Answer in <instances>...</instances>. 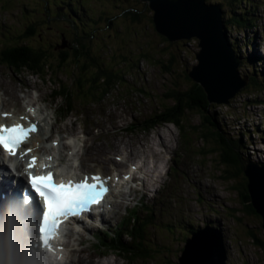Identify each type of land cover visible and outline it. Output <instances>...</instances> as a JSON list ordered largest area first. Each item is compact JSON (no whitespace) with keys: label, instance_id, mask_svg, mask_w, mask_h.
Listing matches in <instances>:
<instances>
[{"label":"rangeland","instance_id":"rangeland-1","mask_svg":"<svg viewBox=\"0 0 264 264\" xmlns=\"http://www.w3.org/2000/svg\"><path fill=\"white\" fill-rule=\"evenodd\" d=\"M68 1L0 0V98L3 100L1 109H9L12 103L15 106L11 108H17L20 112L23 110L24 104L30 102H34L36 107L35 101L26 100L28 93L34 98L32 100L35 98L45 100L40 106L43 107L44 114L48 115V125L46 124L44 127L51 129L50 135L47 130L42 132L45 133V137L48 136L47 144H51V139H58L59 144L67 141L69 137L77 139V148L80 156H82V163L78 166H81L83 172H93L98 169L104 173L112 172L109 163L99 165L96 160L84 159V147L90 145L96 137L99 139L91 144L87 155L93 157L96 153L101 155L107 151H126L131 158L124 166L118 168L123 172H127L130 168L129 164L136 163L140 155L148 157L149 152L155 154L157 159L160 156L166 161L171 158L168 165L174 164V170L168 171V175L165 176L158 190L147 188L144 191L142 185H138L131 188L130 191L133 192V195L127 199H123L121 196L112 197L118 205L111 208L105 215L107 219L100 228L114 237L116 235L115 230H118L121 220H124L129 210L135 203H138L139 215L141 218H147L150 221L144 230L142 225L143 238L129 245V250L133 254L144 253L145 256L129 261L116 255L115 252H107L105 257L115 259L116 264H176L181 251L179 249L184 245L185 239L190 236L189 232L196 230L203 222H212L218 224L224 232L227 251L226 264H245L244 261L247 264H259L262 261L261 250L257 249L246 231H243L245 224L252 227L254 221L251 220L253 217L244 211L240 196L232 190L233 180L225 181L221 178L217 162L209 151L210 141H206L205 146H203L202 140L199 138L201 128H198L203 118L197 115L196 110L183 114L184 127L182 130L176 126L174 128L172 125H167L151 131V134L148 135V132L142 131L144 126L131 131L116 129L122 128V124L126 127L130 120L140 124L144 116L154 111L157 114L158 110L166 105L165 93L173 84L182 86V88L189 85V81L184 75L185 72L180 65L174 67L175 70L171 74L164 73L161 64L162 61H166L167 56L160 55V53H162V47L166 49L167 47L166 43L163 42V36L153 29L151 10L146 7L143 22L132 24L129 18H124L119 13L131 5L143 8L145 3L140 0H71L73 7L76 4L83 5L78 12V14L81 13L80 19H76L72 17L74 14L71 13ZM239 1H243L242 6H240L243 12L250 11L253 13L255 27H247L244 31H241L237 26L228 27L227 34L231 40V45H235L234 48L238 49L237 54L241 55L239 68L241 75H253L255 72H262L263 77L260 75L259 77L264 80V0ZM205 2L221 4L225 22V11L230 10L225 0H205ZM44 4L47 5L46 11L43 10ZM63 5L66 6V9ZM47 16L50 19L46 21ZM109 18L113 20L110 19V25L105 27V21L107 23ZM72 20H74L73 25ZM29 21H35L36 25V31L29 36V41L44 49L48 54L47 61L51 62L52 69L47 70L49 75L44 78L41 75H31L25 70L23 72L12 71L9 65L1 59L4 56L5 48L9 45L8 42L14 43V41L7 42L4 33L11 34L10 31L13 30L22 31L29 25ZM75 28L78 29V33L96 31L97 37L93 39L92 44L94 51L99 52L104 60L107 59L106 54L103 49L99 48L106 44L115 50L116 57L111 59L113 64H117L122 57L130 59L128 64L121 65L124 67L123 73L121 72L124 81L120 82L121 85L115 91L108 93L106 99L98 107L84 106L88 99H97L99 96L100 92H98L97 86L76 91L77 87L86 86L82 79L79 80V78L85 77H79L78 73L79 66L84 60L83 57H79V60H69V58V61L63 62L61 68H57V62L60 58L58 50L65 47H56V43L61 42L60 34L63 33L64 38L66 37L69 42H72V33L75 32ZM82 35L80 34V37ZM18 36L13 38L18 39ZM102 37H106V39L103 40ZM145 43L149 49L146 52L148 58H141L137 62L134 56L145 51H134L132 54L128 52V49L135 50L139 45L145 48ZM32 44L30 45L34 47ZM85 44L88 46L86 40ZM182 46L181 43L176 49L170 47L168 52L176 54ZM186 47L188 49L180 54L179 59L186 69H189L192 65L197 64L195 52L200 48L196 41H190ZM155 52L158 54L159 62L156 60V56H154V60L151 58ZM254 52L260 54L259 58H263L260 59L263 62L253 65L252 61L254 60L250 58ZM43 61H45V57L42 59ZM136 62L137 66L135 65ZM112 63L111 65H113ZM91 72L92 69L88 68L85 75H89ZM57 81L65 84V86H70L71 90L76 92L74 97L79 94L81 102L75 100L72 103L75 108L66 120L60 121L57 118L56 123L49 126L52 120L49 117L54 112L51 108L49 95L52 90L54 93L58 91ZM28 84L31 88L37 89L39 93L34 92L33 94L32 89H28L27 91L22 90L21 96L18 89ZM134 90L142 92V94ZM262 90L264 91V88ZM250 91L251 89H241L227 104L218 105L216 110L231 125L233 133L239 134L242 131V134L249 135L244 137V140L247 142L248 153H251V162L260 163L264 160V93L253 97ZM56 96L58 98L56 107L65 105L61 96L59 94ZM78 111H82L84 115ZM95 119L97 129L93 130L88 126L93 124ZM192 126H197L198 131ZM159 129H162L161 135L157 136L156 132ZM162 138L165 145L162 144ZM153 139H157L156 142L158 143L160 142V150L154 147ZM32 143L37 145V141H32ZM99 145L103 148L95 152L93 148ZM176 146L179 149L187 148L186 159L179 160L177 158ZM141 159L144 160V158ZM122 160L121 156V159L116 160V162ZM186 168L188 173H186ZM112 198L109 199V202ZM143 200L149 206L150 211L144 212V207L140 206V202ZM0 213L2 215L0 264H17L16 255L20 258L22 257L20 254L23 253L22 243L18 241V234L24 229V226L10 213L3 211ZM4 227H8L13 234L7 235L6 238L5 236L2 237L1 233ZM101 230L90 228L84 231L82 235L70 232V235L64 237L68 244L66 252H70V257L75 261V264L95 263L94 240L91 239L90 234L93 232L96 235H102L100 234ZM81 248L86 255L76 254L75 251ZM7 249H11L12 252H8L9 257L5 259V250ZM75 256L84 259L83 263L78 262ZM107 261L109 262V260Z\"/></svg>","mask_w":264,"mask_h":264},{"label":"trees","instance_id":"trees-1","mask_svg":"<svg viewBox=\"0 0 264 264\" xmlns=\"http://www.w3.org/2000/svg\"><path fill=\"white\" fill-rule=\"evenodd\" d=\"M68 3L70 5L71 13L74 14V16L72 17L76 19L77 18L80 19L81 13L78 14V12L83 7V5L76 4V6L73 7L72 6L73 3L71 0H69ZM225 3H227V6L230 7V10L228 12L225 11L226 34L229 31L228 27L237 26L240 28L241 31H244L247 27H255V25L253 24L254 23V18L252 17L253 13L250 11L243 12L240 8V6H242L243 1L225 0ZM219 5L222 8V5L221 4ZM146 7H148L146 4H144L143 8L138 7L136 5H131L127 8H124L119 13V15L124 18H129L132 24H138L143 22L144 11ZM46 8L47 5L44 4L43 10L46 11ZM250 10L252 11L253 9L251 8ZM150 12L152 15L153 11ZM49 19H50L49 16H47L46 21ZM110 19L112 18L107 19V23L105 21L104 24L105 27L110 25V21H111ZM73 23L74 20H72V25ZM28 24L29 25L25 27V29H23L22 31L13 30L10 31L11 34L4 33V35L7 37L6 41L7 42L14 41V43L8 42L9 45L7 46V48H5L6 50L3 52L4 56L1 57V59L9 65V68H11L12 71L16 70L21 72L23 70H26L30 74H34V73L38 75L42 74V77L44 78L45 74L48 72L47 70L52 69V67L50 66L51 62L47 61L48 54L44 49H41L38 46L33 45L29 41V36L33 35L34 32L36 31V25H35V21H29ZM38 24L40 25V23ZM77 30L78 29L75 28V32L72 33V42H69L66 37L64 38L63 33L60 34L61 42L58 44L56 43V47L60 46L63 40L65 42V47L58 50L60 58L57 62L58 64L57 68H61L62 64H64L63 63L64 61L67 62L69 60H79V57L84 58V60H82L79 66L80 70L78 73H79V77H85V78H79V80L82 79L83 84H85L86 86L77 87L76 88L77 92H79L84 88L86 89V87L95 88L94 86H97L98 92H100V94L102 95L108 92L110 89L114 88L115 86L121 85L120 82L122 80L124 81L123 75L121 74L124 67L121 65L128 64L130 59L122 57L117 64H113L112 63L113 61L111 59L113 58L115 59L116 57L115 50L113 48L108 47L106 44L104 45V47L99 48V49H103L104 53L106 54L107 59L104 60V57L101 58L99 52L94 51V47L92 44L93 39H96L97 37L96 31L95 30H92L91 32L81 31L80 33H78ZM93 31L95 32L93 33ZM80 34H83L82 37H80ZM16 35H19L18 39L13 38L16 37ZM102 39L105 40L106 37H102ZM85 40L87 41L88 46H86ZM228 40L231 43L229 37ZM190 41L197 42L198 40L193 38L184 42L182 40L169 41L163 37V42L166 43V47H167V49L165 47H162L161 48L162 53H160V55L167 56L166 61L165 62L162 61L161 64L162 68L164 69V73L171 74L175 70L174 67L180 65V67H182L183 72H185L184 75L186 79L189 81V85H187L185 88H182V86L173 84V86L169 88L168 91L165 93L167 100L166 105L160 110H158L157 114H154L151 116V118H146L145 120L142 121L144 124V128L142 130L146 131L153 127H156L159 124H164V123H172L179 130H182L184 127L183 125L184 120L182 119L183 114L191 110H196L198 112L197 115L198 116L200 115V117L203 118V120H201L200 122V125L198 126V128H201L199 138L202 140L203 146H205L206 141L208 140L210 141L209 151L216 160L215 162H217V166L219 167V171L221 173L220 175L221 178H223L225 181L233 180L232 190L240 196L241 204L244 211L249 215L254 214L258 218V220H256L257 221L256 224L258 225L255 226L257 227V230L254 227H249L247 226V224H245V229H246L245 231L248 234V236L251 238L252 243L257 247V249L261 250L262 260L264 264V228L262 223V217L260 214H258L255 211V209L253 208L250 202V197L247 193V188H246L247 177L243 172L246 162L252 161V158L250 157L251 153H248L247 142L244 140V137L249 135L242 134V131H240L239 134L233 133L231 131V125H229V123L226 122V120L222 118L221 115H219L218 111L216 110L218 104L210 102L203 88L190 78L188 74L190 68L186 69L185 65L179 59L180 54L182 52H186V50L188 49V47H186V44L189 43ZM181 43L183 46L178 49L179 50L177 52L178 54L177 53L174 54L173 52L172 53L168 52V49L170 47L176 49ZM30 44H32L36 48L32 47ZM232 46L233 48L235 47V45ZM66 49H68L69 52L68 51L66 52ZM140 50H143L145 52L142 51L139 52ZM148 50H149L148 46L145 43V48L139 45V47L135 50L129 48L128 52L133 54L134 51H138L139 53H137L136 56H134V59H137L138 62L139 59L141 58H148L146 54ZM235 51L238 52V49L237 50L235 49ZM157 55H158L157 52H155L153 55H151V58L154 60V56H156V60L159 62ZM239 56L241 57V55ZM44 57H45V61L42 62V59ZM250 59L254 60L252 61L254 63L253 65L263 62L261 60H258V58L251 57ZM137 62L135 63L136 66H137ZM111 63L113 65H111ZM88 68H91L92 72L89 75H85L86 69ZM259 75L263 77L262 72H255L253 75H246L248 77V83L243 88L251 89L250 92L253 94V97L259 96L261 93H264V91L262 90V88H264V82H263L264 80H262L259 77ZM139 89H144V88H139ZM57 93L60 94L63 102L66 105L71 104L75 100H80L81 98L79 94L75 95L74 97V94L76 92L72 91L70 86L67 85L65 86V84L62 83L59 84V90ZM140 93L142 94V92ZM94 100L96 101V103H99L100 97H97V99ZM131 126H134L133 121ZM192 127L198 131V129L196 128L197 126H192ZM142 206L145 207L144 204H142ZM148 221L150 220L149 219H145L143 221L140 220V225L138 230L130 231L131 235H133L134 233L136 234L135 238L131 237L132 240H134V242L138 239V235H140L142 231L140 230L141 223L143 222L144 225ZM254 222L252 224H254ZM141 239L142 237L139 238V240ZM129 248L130 247L128 246L127 248L119 250L117 252L122 253L123 255L125 254L129 255L130 257H126V259H128L129 261H133V259L131 258V255L133 253L132 251L130 252ZM107 250H112V247H109ZM244 262L245 264H247L246 261Z\"/></svg>","mask_w":264,"mask_h":264},{"label":"water","instance_id":"water-1","mask_svg":"<svg viewBox=\"0 0 264 264\" xmlns=\"http://www.w3.org/2000/svg\"><path fill=\"white\" fill-rule=\"evenodd\" d=\"M153 11L151 22L157 33L169 41L196 38L197 64L189 76L198 83L210 102L227 104L247 83L241 75V58L236 54L225 31L223 9L205 0H140ZM60 46H65L64 40ZM247 193L264 228V163L247 161L243 169ZM226 248L219 228L206 225L185 240L177 264H226Z\"/></svg>","mask_w":264,"mask_h":264},{"label":"snow or ice","instance_id":"snow-or-ice-1","mask_svg":"<svg viewBox=\"0 0 264 264\" xmlns=\"http://www.w3.org/2000/svg\"><path fill=\"white\" fill-rule=\"evenodd\" d=\"M29 112L35 115V109L29 108ZM11 113H0V119H6ZM24 123L6 125L0 123V148L10 156L16 157L19 153L21 159L30 154L33 149H23L22 145L30 137L39 131L38 124L28 120V117H20ZM56 142H53L55 145ZM72 143V141H68ZM44 159L51 161L52 157ZM119 159V157H117ZM40 158L32 156L27 164L28 169H34ZM41 168L46 170V174H33L28 172L29 183L33 191L43 200V214L39 226L40 240L43 245L50 250H54L50 241L57 239L59 228L63 222L62 218L69 216H79L83 212L89 211L92 205L101 203L108 189L107 179L99 174L85 176L83 180L57 178L56 174L50 170L51 163H41ZM128 177H125L127 179Z\"/></svg>","mask_w":264,"mask_h":264},{"label":"bare ground","instance_id":"bare-ground-1","mask_svg":"<svg viewBox=\"0 0 264 264\" xmlns=\"http://www.w3.org/2000/svg\"><path fill=\"white\" fill-rule=\"evenodd\" d=\"M209 4H212V3H209ZM252 57L253 58H259L260 57V54L257 52H254L253 54H252ZM12 90V89H11ZM14 90H16L17 91V89L16 88H14ZM7 111V110H6ZM41 115H42V112L40 113ZM45 118H46V116H45ZM21 122H24V121H21ZM112 124H111V122H110V126H111ZM117 130H119V131H121L123 128H121V127H118V128H116ZM150 130V129H149ZM148 131V130H147ZM116 134V133H115ZM37 136H39L40 137V140H39V143L40 144H42V146L43 147H46V140H45V138L41 135V133H39ZM34 140H37L36 138H34ZM70 141H72V143H71V145L74 147V149L76 150L75 152H74V154H73V156L74 157H76V161H79L80 160V157H79V154H78V152H79V149L77 148V141L75 140V139H71ZM161 141H162V144L163 145H165V143L163 142V138L161 139ZM160 143V142H159ZM159 143L158 142H156V145L159 147ZM152 144V143H151ZM153 144L155 145V142L153 141ZM31 146H35V145H31ZM155 147V146H154ZM158 147H155V148H157L158 150H160V148H158ZM89 148H91V144L90 145H88V146H85L84 147V159H91V160H96V161H98V164L99 165H105V164H108V163H113L115 166H117V167H121V166H124L125 165V163L131 158V157H129V155L126 153V151H116V152H113V151H107L106 153H103V154H101V155H99V154H95L93 157H91V156H88L87 155V151H88V149ZM101 148H103L101 145H99V146H95L94 148H93V150L95 151V152H98L99 150H101ZM61 149H67L66 147H65V145H62L61 146V148L58 150V152L55 154V156H56V158H61L62 156H61ZM70 149V148H69ZM133 149V148H132ZM144 153V152H143ZM114 155H118V156H122V161H120V162H116V161H114ZM141 158H144V160L143 159H141ZM147 159H151L152 160V168H151V170H148L147 168H146V164H147ZM68 160H70V158L68 159ZM139 160H141L142 161V163L140 164V166L138 167V171H143L144 173H146V175H147V179L145 180V181H143V183L141 184L142 185V187L144 188V191H145V189H147V188H149V185H150V183H152V182H154V181H156V180H153V172H157V173H159L160 172V170H158V167H159V164L160 163H164V162H170L171 161V158H168L167 159V161L164 159H162V157L160 156V158L159 159H157V156L155 155V154H151L150 152H149V154H148V157H146V156H143V155H140L139 156ZM42 163H44V162H42ZM82 163V162H81ZM45 164V163H44ZM133 164V163H132ZM176 164V163H175ZM81 165V164H80ZM17 168L20 170L21 168H22V164H20V163H18L17 164ZM57 168V170H60V168L59 167H56ZM172 170H174V164L172 165V166H170V165H168V171L169 172H171ZM186 170H187V168H186ZM113 171H115V169H113ZM93 172H99V173H103V171H101V169H98V170H96V171H93ZM84 173H91V172H83L82 171V168H81V166L80 167H77L76 166V168L74 167V164L73 163H71V162H69V164H67V167H66V169L62 172V176H65V177H77L78 175H80V176H82ZM131 173H132V171H131ZM186 173H188V170H187V172ZM107 174H111V173H107ZM17 182H18V184H21V182H22V178L21 177H19L18 179H17ZM8 187V180L7 179H4V178H0V189H5V188H7ZM8 190V193H9V195L11 196V198H12V200H14V197H15V194H16V190H14L13 189V187L10 185L9 186V188L7 189ZM214 193V192H213ZM133 195V192L132 191H130V193L127 195V197H131ZM125 197V196H124ZM264 202V201H263ZM4 203V201L0 198V211H1V206H2V204ZM117 207V206H116ZM2 222V215H1V213H0V223ZM18 241L19 242H21V243H23L24 241H25V239H24V237H22V236H18ZM22 250H24L23 248H22ZM76 254H85L86 255V253L83 251V249H79L77 252H76ZM21 255V254H20ZM17 256V264H26V259L24 258V256L23 255H21L22 257H18V255H16ZM9 257V255H8V253L6 254V257H5V259L6 258H8ZM75 258L80 262V263H83V261H84V259H82V258H80L79 256H75ZM109 260V262L111 261L110 259H108Z\"/></svg>","mask_w":264,"mask_h":264},{"label":"flooded vegetation","instance_id":"flooded-vegetation-1","mask_svg":"<svg viewBox=\"0 0 264 264\" xmlns=\"http://www.w3.org/2000/svg\"><path fill=\"white\" fill-rule=\"evenodd\" d=\"M64 7H65V9H66V6L65 5H63ZM70 16V15H69ZM252 217H253V219L251 220V221H255L254 222V224H252V227H254L256 230H257V227H255L256 225H258V224H256L257 223V221L256 220H258V218L254 215V214H252L251 215ZM205 224H209V225H213V226H215L214 224H212V223H204V225ZM198 229V228H197ZM195 231V230H194ZM194 231H191V232H189V234H192ZM243 231H245V228L243 227ZM235 233H237V232H235ZM235 238H237V236H234ZM182 249V247L179 249V251ZM177 264V263H176ZM259 264H263V260L259 263Z\"/></svg>","mask_w":264,"mask_h":264}]
</instances>
